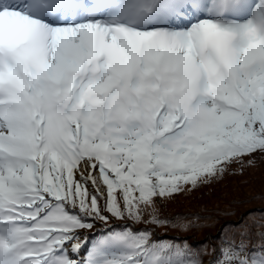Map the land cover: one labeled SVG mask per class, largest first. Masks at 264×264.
<instances>
[{
  "label": "snow or ice",
  "instance_id": "1",
  "mask_svg": "<svg viewBox=\"0 0 264 264\" xmlns=\"http://www.w3.org/2000/svg\"><path fill=\"white\" fill-rule=\"evenodd\" d=\"M257 152L264 0H0V264H204L160 209Z\"/></svg>",
  "mask_w": 264,
  "mask_h": 264
},
{
  "label": "rangeland",
  "instance_id": "2",
  "mask_svg": "<svg viewBox=\"0 0 264 264\" xmlns=\"http://www.w3.org/2000/svg\"><path fill=\"white\" fill-rule=\"evenodd\" d=\"M183 206L195 209L199 212L200 218L201 226L189 231L188 239H200L205 236V239H210L209 243L205 244H212L213 234L218 235L226 230L230 235L236 234L234 226L240 224L252 225L251 231L264 230V228L256 227L258 224H264V215H250L264 214V173L257 174V178L253 180L244 178L234 180L230 186L223 185L212 198L198 199L197 202L193 197L185 199L184 204H173L167 212L173 215L175 207ZM190 213L184 212V215L189 216ZM215 259L216 257L212 261Z\"/></svg>",
  "mask_w": 264,
  "mask_h": 264
},
{
  "label": "trees",
  "instance_id": "3",
  "mask_svg": "<svg viewBox=\"0 0 264 264\" xmlns=\"http://www.w3.org/2000/svg\"><path fill=\"white\" fill-rule=\"evenodd\" d=\"M263 173H264V153L257 152L250 156H244L241 158V160L234 161L228 166L227 171L224 174L223 178L213 181L210 184L202 185L201 187H198L195 190L180 193L174 196L173 198H171L170 200L166 201L160 209L161 218L168 219L170 221H175L177 217H182V218H186L184 222H186L187 220H191L192 218H197V217L199 218V212H197L195 209H191V207L189 206L175 207L173 215H169L167 210L173 204L182 205L185 203V199H189L192 197L193 199H196V202L198 201V199L215 197L218 189L221 186L223 185L230 186L234 180H242L244 178L245 180L246 179L253 180L254 178H257V174L262 175ZM184 212L186 213L191 212V213L189 216H186L184 215ZM112 226L119 228L122 226V222L114 220ZM140 227H144V225H141ZM260 231H264V230L252 231L253 239L256 238L255 234ZM154 232H155L154 238L156 240H172L176 242L188 241L189 244L193 247H197L199 245H207L208 254H203L201 258L203 259V262L206 261L208 262V264H211L214 256L219 254V249L221 247L222 240L227 241L231 237L237 235V234L230 235L226 231L218 235L213 234L212 236L214 239L212 241V244L211 243L205 244V243H209L210 240L209 238L205 239L204 238L205 236H202L200 239L198 238L188 239L190 233L182 232L178 228H172V227L155 228ZM88 235L92 236L93 233H88ZM237 242H238V236H237ZM213 248L216 249L215 254L212 253ZM200 251L201 253H203L204 250L201 249Z\"/></svg>",
  "mask_w": 264,
  "mask_h": 264
}]
</instances>
